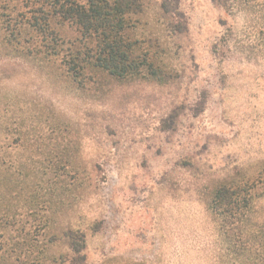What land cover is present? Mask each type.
I'll return each mask as SVG.
<instances>
[{
    "label": "rangeland",
    "instance_id": "obj_1",
    "mask_svg": "<svg viewBox=\"0 0 264 264\" xmlns=\"http://www.w3.org/2000/svg\"><path fill=\"white\" fill-rule=\"evenodd\" d=\"M42 1L0 0V264H67L68 229L85 264H264V196L230 229L210 203L264 168V60L227 49L232 18L179 0L175 32L161 0H141L127 36L161 79H116L70 69L79 33L51 14L54 37L32 27Z\"/></svg>",
    "mask_w": 264,
    "mask_h": 264
},
{
    "label": "trees",
    "instance_id": "obj_2",
    "mask_svg": "<svg viewBox=\"0 0 264 264\" xmlns=\"http://www.w3.org/2000/svg\"><path fill=\"white\" fill-rule=\"evenodd\" d=\"M211 2L223 8L232 18L229 24L225 19L220 21L225 28L222 39L225 44L227 43V49L239 45L241 52L264 60V0H211ZM43 7L42 1L39 7L31 11L29 24L44 37L48 35L54 37V31L50 29L48 21L50 14L58 15L74 24L79 33L84 50L80 49L72 56L75 66H70V69L75 73L78 72L77 68L83 67L81 63L85 61L116 79L137 76L142 71L147 72L152 78L161 79L159 71L148 59V54L136 52L137 41L127 36V29L132 22L131 16L143 11L141 0H86L85 3L75 0H47L48 9ZM160 8L166 23L173 31L181 32L186 28L179 0H161ZM236 16L242 21L239 30H235ZM8 29L7 26L6 31ZM238 42L239 44H236ZM217 44L213 45L214 51ZM260 177L262 178L258 180L259 185L246 183L242 186H232L223 183L213 190L211 208L218 213L228 229L237 215L244 217L246 211L252 210L254 198L264 196L252 192L256 187L264 191V168ZM246 227L241 230L245 229L247 232ZM255 232L260 233L264 241V220ZM63 237L71 251L67 264H85L84 235L78 230L68 229L63 233Z\"/></svg>",
    "mask_w": 264,
    "mask_h": 264
}]
</instances>
